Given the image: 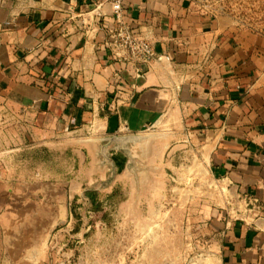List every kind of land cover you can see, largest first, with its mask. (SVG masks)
Here are the masks:
<instances>
[{
	"label": "crops",
	"instance_id": "1",
	"mask_svg": "<svg viewBox=\"0 0 264 264\" xmlns=\"http://www.w3.org/2000/svg\"><path fill=\"white\" fill-rule=\"evenodd\" d=\"M204 1L124 0L130 28L152 41L155 59L142 63L112 55L109 4L0 0V155L16 157L0 166V264H94L84 260L91 225L84 232L71 212L85 188L73 191L67 180L105 174L75 143L141 133L171 137L168 150L157 145L161 180L207 188L181 231L191 241L144 264H264V29ZM39 148L64 155L68 171L24 172L25 149ZM125 185L113 199L128 201L132 215L134 190Z\"/></svg>",
	"mask_w": 264,
	"mask_h": 264
},
{
	"label": "rangeland",
	"instance_id": "2",
	"mask_svg": "<svg viewBox=\"0 0 264 264\" xmlns=\"http://www.w3.org/2000/svg\"><path fill=\"white\" fill-rule=\"evenodd\" d=\"M206 4H210L212 8L221 10L241 18L244 22L250 24L254 28L264 29V0H205ZM27 155L26 160L19 163L22 170H30L34 166L47 168L55 164V170L66 173L68 165L66 157L62 154H57L55 159L39 148L38 151L25 149ZM8 153L0 155V166L4 170H8L15 165V159ZM180 161V160H179ZM34 162V163H33ZM24 171V172H25ZM34 171V169L32 170ZM72 176V175H71ZM99 180H89L86 184L79 183L78 180H67L71 183V189H87L95 185ZM164 185H159V194L154 191H148L145 195V202L142 203L141 209L138 210L136 218L130 216L127 211V202L117 201L113 199L115 194H123L129 188L125 182L117 181L114 187L107 191L100 192V197L92 199V206L89 208L91 219H88L91 225L90 230L84 235V260L93 261L94 264H144L148 257V262L156 256H161V253L175 255L178 248H185L189 243L188 238L181 234V231L187 229V220L189 208H199L203 202L200 199L195 200V205L192 204L194 198L198 196L204 198V185L193 186L196 180H162ZM124 184V186H121ZM153 187V186H152ZM69 190V185L67 187ZM200 190V195L196 192ZM104 193V194H103ZM96 195V194H95ZM94 196V195H93ZM144 196V194H143ZM160 196H164L160 199ZM77 203L75 205V203ZM197 203V204H196ZM201 203V205H198ZM80 197H73V206L75 210H71L73 219L76 215H81L82 205ZM123 207L125 211L120 215L113 212L116 208ZM82 217V216H81ZM76 220V219H75ZM78 222V220H76ZM83 224V223H82ZM121 224V225H120ZM122 226L120 231H116L113 226ZM104 227V229L101 228ZM78 241L76 237H72ZM163 240V241H162ZM162 242V243H160ZM78 244V243H77ZM157 244V245H156ZM161 244L165 247L169 244V249H161ZM158 246V248H157ZM192 251H196L194 246L192 249L182 251L181 257L189 258ZM173 257V256H171ZM163 262H166L165 260ZM169 260L167 263L171 264ZM166 264V263H164Z\"/></svg>",
	"mask_w": 264,
	"mask_h": 264
},
{
	"label": "water",
	"instance_id": "3",
	"mask_svg": "<svg viewBox=\"0 0 264 264\" xmlns=\"http://www.w3.org/2000/svg\"><path fill=\"white\" fill-rule=\"evenodd\" d=\"M170 138L166 133L112 134L81 138L75 143L91 150L94 166L105 174L103 180L80 193V200L84 203L81 210L84 232L88 225L87 212L93 203L90 195L109 190L117 181L131 183L134 194L130 210L133 218H136L144 200L148 202L147 199H142L143 194H148V191L150 193L162 182L166 166L158 164L160 149L157 145L163 144L162 150H168L167 142ZM123 175L132 180H118ZM81 237L78 239H82Z\"/></svg>",
	"mask_w": 264,
	"mask_h": 264
},
{
	"label": "built area",
	"instance_id": "4",
	"mask_svg": "<svg viewBox=\"0 0 264 264\" xmlns=\"http://www.w3.org/2000/svg\"><path fill=\"white\" fill-rule=\"evenodd\" d=\"M109 4L115 20L108 47L112 55L122 61L149 63L155 59L152 41L147 34L135 32L127 22L124 0H99V5ZM153 122L145 125V131L154 128Z\"/></svg>",
	"mask_w": 264,
	"mask_h": 264
},
{
	"label": "trees",
	"instance_id": "5",
	"mask_svg": "<svg viewBox=\"0 0 264 264\" xmlns=\"http://www.w3.org/2000/svg\"><path fill=\"white\" fill-rule=\"evenodd\" d=\"M76 220H78V223H80L81 224V226H82V223H83V219H82V217H81V215L80 214H78V215H76V218H75ZM78 226L74 229V232H76V231H78Z\"/></svg>",
	"mask_w": 264,
	"mask_h": 264
},
{
	"label": "flooded vegetation",
	"instance_id": "6",
	"mask_svg": "<svg viewBox=\"0 0 264 264\" xmlns=\"http://www.w3.org/2000/svg\"><path fill=\"white\" fill-rule=\"evenodd\" d=\"M104 194V193H103ZM89 195V194H88ZM94 195V196H93ZM100 193H96V195L95 194H92V195H90L91 196V198L92 199H96V197L98 196V197H100ZM118 195H120V194H115V195H113L112 197H115V198H117L118 197ZM88 212H89V210H88Z\"/></svg>",
	"mask_w": 264,
	"mask_h": 264
}]
</instances>
